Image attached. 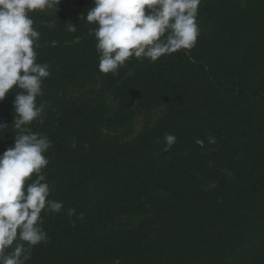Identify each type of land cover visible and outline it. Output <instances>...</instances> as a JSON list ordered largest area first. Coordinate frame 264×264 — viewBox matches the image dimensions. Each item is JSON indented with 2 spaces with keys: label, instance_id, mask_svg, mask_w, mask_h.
Wrapping results in <instances>:
<instances>
[{
  "label": "trees",
  "instance_id": "obj_1",
  "mask_svg": "<svg viewBox=\"0 0 264 264\" xmlns=\"http://www.w3.org/2000/svg\"><path fill=\"white\" fill-rule=\"evenodd\" d=\"M199 9L221 26L241 30L229 63L220 66L193 48L155 63L132 58L115 76L101 73L102 91L107 92L101 97L85 93L80 104L71 103L69 109L78 114L71 132L60 128L47 136L53 152L69 153L73 161L48 158L43 171L51 188L49 199L63 201L64 207L58 214L42 213L48 240L31 250L26 264L264 261V79L248 80L241 71L264 48V0H202ZM93 27L86 23L77 41L59 26L40 31L38 62L52 53L96 50ZM97 66L81 59L49 67L51 75L43 82L38 104L52 96L48 101L64 109L65 97L56 96L59 88L74 82L86 87ZM198 78L211 88L202 103L197 88L192 92L196 97L188 93L184 98L178 91L166 96L170 88ZM14 96L10 91L0 101V123L7 124L0 129V139L8 143L14 142L16 132ZM191 97L195 102L189 107ZM161 106L158 120L148 119L150 111ZM52 109L45 105L43 123L34 121L29 127L44 135L40 127L60 119ZM141 110L145 121L136 134L100 132L110 123L131 127ZM165 134L177 138L169 151L163 150ZM209 136L215 143L208 142ZM197 139L204 141L203 147ZM69 209L75 215L70 217ZM132 213L144 215L132 228L115 222ZM204 251L208 255L199 254Z\"/></svg>",
  "mask_w": 264,
  "mask_h": 264
},
{
  "label": "clouds",
  "instance_id": "obj_2",
  "mask_svg": "<svg viewBox=\"0 0 264 264\" xmlns=\"http://www.w3.org/2000/svg\"><path fill=\"white\" fill-rule=\"evenodd\" d=\"M202 0H92L84 16L93 25L98 71L118 74L135 58L155 63L161 57L193 49L200 36L197 22ZM61 0H0V101L15 92L12 121L14 143L0 153V264H26L31 250L48 240L42 213H60L63 201L49 199L51 188L44 169L51 141L29 125L43 123V82L51 72L38 62L41 33L30 15L58 11ZM68 32L76 31L69 23ZM19 89V91H15ZM7 124L0 123V129ZM3 138V137H0ZM165 134L164 151L176 143ZM209 143L215 137L209 136ZM196 143L203 147L204 141ZM75 215L74 209L68 210ZM83 219V214L79 217ZM119 264V261H117Z\"/></svg>",
  "mask_w": 264,
  "mask_h": 264
},
{
  "label": "rangeland",
  "instance_id": "obj_3",
  "mask_svg": "<svg viewBox=\"0 0 264 264\" xmlns=\"http://www.w3.org/2000/svg\"><path fill=\"white\" fill-rule=\"evenodd\" d=\"M91 7H93L92 0H61L60 5L58 6L57 12H55L54 10L48 11V12L37 11V12L31 13L30 15L34 19L35 27H37L39 31L52 29L57 26L61 28H65L66 30L69 23L76 24V31L70 32V33L71 35H73L71 36L73 38V41H77L82 36L83 34L82 28L86 24L84 20V16ZM197 22L200 27V36L198 37V41L194 49H198V51H200L201 53L212 56L213 60L217 62L218 64H220V66H226L231 60V57L233 56L235 49L241 40V37H242L240 33L241 30L230 29V28L221 26V24L217 23L214 20L213 16L210 13H208L207 11L202 12L200 11V9H199L198 17H197ZM53 55L54 54L52 53L48 57V59L46 61H42V63H47L49 67H52L55 64H59L60 62L65 61V60H67L68 63L70 64L76 61L80 62L81 59L91 60L95 62L96 65L99 62V57H98L96 50L92 51L91 53L87 52L83 55L82 54L66 55L63 53H61V55L56 54L54 57ZM241 71L244 77L248 80L251 79L253 81L258 82V80L264 79V48L257 53L254 59H252L249 62L244 63V65L241 67ZM101 81H103L102 75L96 69L92 75L88 76V81H86L87 85L85 84L86 87H82L74 82L72 84H68L65 88H63V86L59 88L56 96L65 97L64 100H66V102H65L64 109L61 106L59 107V106L53 105L50 99L48 101V98L52 96L42 97L41 98V100H43L42 103L51 108L55 107V109H52V110L53 112L57 113V117H60V119L57 122L51 121L49 125L41 126L39 130H42L44 132V135L46 136H50L56 130L59 131L58 129L60 128L67 131L64 133L68 134V132H71L70 129L74 127L73 118L78 114H74V110H72L71 108L69 109V106H71V103L73 106H77L78 103L80 104L81 99L84 98L83 96H85V93H88V95H92V96H95L98 94L101 97L103 92H107L108 90L107 88H105L102 91L103 88L101 87ZM190 83H192L194 87ZM190 83L188 82L186 86H178L172 89L170 88V91H168L166 96L170 97L174 95L176 91H178L180 92L181 97L185 98V95H187L188 93H189V96L192 95L193 97H196L192 94V92L196 91V88H197V91L199 93L198 95L199 102L202 103L204 98H206L209 94V91L211 89L210 85L205 84L199 78L197 81H194V82L192 81ZM42 88H43V85H42ZM110 97L111 96H106L107 99H109ZM43 98H46V100H44ZM71 98H77V99L73 100ZM194 102L195 100L191 97L189 100V107ZM113 103L115 104V102ZM114 104L112 105L114 106ZM116 106L120 107V111H121V106L120 105H116ZM116 106L114 107V111L115 109H117ZM162 109H163V106L157 109H152L150 111L151 113L149 114L148 119L154 120V121L158 120L159 112H161ZM131 114L133 113L131 112ZM46 121H48V118L45 120V122ZM144 121H145V116H144L143 111L141 110V113H138L136 119L132 120L133 124L131 125V127L127 126L126 124H123V127H121V125L110 123V124H105L104 126H102L100 132L110 133L115 136H121L126 131H129L128 136L130 137V135H134L140 130ZM64 122H66L67 125H63ZM34 128L36 127H33V129ZM231 130H233V128ZM67 134L64 138H62L64 143L67 140ZM58 138L59 137L55 138V141ZM48 139L50 141L52 140V138L50 137ZM71 142H73V139L71 140ZM13 143H14L13 141L8 143L6 138L0 139V145L4 147V149L7 148V144L10 147L13 145ZM2 147H0V149ZM50 148L52 149L51 150L49 149L48 152L46 153L47 158L54 159V160L59 158L57 160H63L66 163H71L73 161V158L71 157L69 153L59 151V153L57 154L55 151L53 152L54 147L52 145ZM55 150L57 149L55 148ZM143 217L144 215L133 214V213L124 214V215H120V217H117L115 219L116 220L115 222L117 223V225H120V226L124 225L127 228H132L134 225L140 222ZM115 222H113L114 225L116 224ZM150 236L153 237V234H151ZM199 254H201L202 256H205V255H208V251L207 253L206 251H204ZM116 261L117 260H115L114 262ZM261 264H264V261Z\"/></svg>",
  "mask_w": 264,
  "mask_h": 264
}]
</instances>
